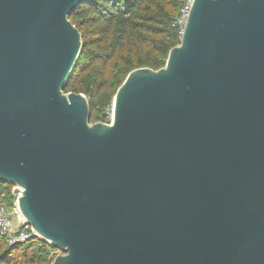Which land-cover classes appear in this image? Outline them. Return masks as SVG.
<instances>
[{
	"label": "water",
	"instance_id": "obj_1",
	"mask_svg": "<svg viewBox=\"0 0 264 264\" xmlns=\"http://www.w3.org/2000/svg\"><path fill=\"white\" fill-rule=\"evenodd\" d=\"M84 0H0V182L50 264H264V0H192L110 122L64 87Z\"/></svg>",
	"mask_w": 264,
	"mask_h": 264
},
{
	"label": "trees",
	"instance_id": "obj_2",
	"mask_svg": "<svg viewBox=\"0 0 264 264\" xmlns=\"http://www.w3.org/2000/svg\"><path fill=\"white\" fill-rule=\"evenodd\" d=\"M178 0H84L69 15L82 35V49L64 87L85 94L89 122L103 121L116 89L129 71L157 69L180 42L173 20ZM12 205L11 184L1 183ZM55 248L34 235L24 244L8 245L0 237V264H50Z\"/></svg>",
	"mask_w": 264,
	"mask_h": 264
},
{
	"label": "built area",
	"instance_id": "obj_3",
	"mask_svg": "<svg viewBox=\"0 0 264 264\" xmlns=\"http://www.w3.org/2000/svg\"><path fill=\"white\" fill-rule=\"evenodd\" d=\"M191 3L192 0H178L179 9L174 17L172 25L179 28L180 37L189 14ZM111 116L112 107L108 110L107 116L103 122H110ZM13 187L14 186L11 185V190ZM4 195V190L0 189V237H2L8 245L24 244L29 238L36 234L20 214L17 208L16 196L12 205L8 206L4 201ZM58 253H61V251L55 248L51 254L54 257Z\"/></svg>",
	"mask_w": 264,
	"mask_h": 264
}]
</instances>
